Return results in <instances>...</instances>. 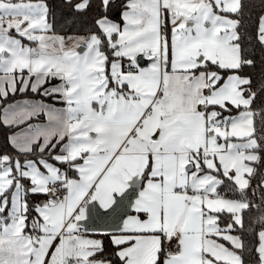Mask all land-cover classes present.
Returning <instances> with one entry per match:
<instances>
[{"label":"snow or ice","instance_id":"snow-or-ice-1","mask_svg":"<svg viewBox=\"0 0 264 264\" xmlns=\"http://www.w3.org/2000/svg\"><path fill=\"white\" fill-rule=\"evenodd\" d=\"M0 264H264V0H0Z\"/></svg>","mask_w":264,"mask_h":264}]
</instances>
